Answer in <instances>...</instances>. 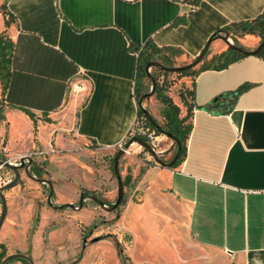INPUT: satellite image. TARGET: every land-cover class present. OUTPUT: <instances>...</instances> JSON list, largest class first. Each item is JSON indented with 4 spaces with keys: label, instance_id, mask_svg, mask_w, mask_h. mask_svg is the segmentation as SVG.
Here are the masks:
<instances>
[{
    "label": "crops",
    "instance_id": "crops-1",
    "mask_svg": "<svg viewBox=\"0 0 264 264\" xmlns=\"http://www.w3.org/2000/svg\"><path fill=\"white\" fill-rule=\"evenodd\" d=\"M6 10L0 32L14 47L0 109V154L14 157L35 145L66 146L72 137L99 148L124 145L139 114L136 48L151 41L180 51L176 61L191 60L225 27L259 17L264 0H8ZM239 41L253 51L261 36ZM227 47L214 39L206 60ZM194 88L193 128L177 166L159 164L137 142L128 148L131 176L145 186L134 189L143 205L129 208V224L137 239L136 226L150 237L160 235L159 223L187 230L206 254L199 264H264V56L202 70ZM174 143H165L161 154ZM3 226L0 254L8 238ZM177 239L184 241L182 233Z\"/></svg>",
    "mask_w": 264,
    "mask_h": 264
},
{
    "label": "rangeland",
    "instance_id": "rangeland-1",
    "mask_svg": "<svg viewBox=\"0 0 264 264\" xmlns=\"http://www.w3.org/2000/svg\"><path fill=\"white\" fill-rule=\"evenodd\" d=\"M1 3L2 0L0 13L5 18V8H2ZM9 25L10 22L6 24L5 19V26ZM225 33L221 35L231 36V42L235 43L232 34ZM7 35L9 36L8 33ZM193 59H174V66H183L191 63ZM153 71V67L148 69L149 73ZM170 79L174 82L171 95L180 102L178 92L183 83L191 85L192 78L173 73ZM147 84L149 92L153 85L150 76ZM142 96L139 101H144V108L161 120L162 104L155 95L144 100ZM139 131H142L141 127L136 128V134ZM167 137L166 141L157 138V151H161L165 143L171 142V138L168 135ZM120 148H99L72 137L63 147L53 145L44 149L35 145L22 153L32 155L33 165L36 163L41 167V178L47 182H38L22 171L20 181L5 191L8 205L3 226L8 234L5 240L6 254L25 253L33 258L35 264H180L182 261L183 264H199L198 259L206 260V254H202L195 247L188 231L179 230L176 226H164L159 223L157 228L160 235L153 237L144 233L143 226H136L138 239L135 237L132 230L134 226L129 224L128 210L134 203L140 202V206L143 205V195L135 193L134 189H143L145 186L144 183H139L138 178L131 176L135 164L127 155L128 150L118 161L121 177L123 181L126 180L123 184L122 201L115 209L108 208L112 207L119 197L113 156L116 157ZM51 149L55 151L52 152ZM41 151L45 153L41 154ZM174 151L175 148L168 154L159 153L158 157L169 162L174 156ZM4 171H8V168ZM128 177L132 178L133 184L127 181ZM51 187L54 191L52 204L48 200ZM82 196L84 200L80 206ZM98 200L104 204H100ZM65 203H71L75 207H58ZM157 204L155 213L161 219ZM1 211L0 198V214ZM143 214V210L139 211L141 217ZM162 221L166 223L165 220ZM181 233L183 242L177 239ZM162 245L166 247L168 257ZM12 264L30 262L15 259Z\"/></svg>",
    "mask_w": 264,
    "mask_h": 264
},
{
    "label": "trees",
    "instance_id": "trees-1",
    "mask_svg": "<svg viewBox=\"0 0 264 264\" xmlns=\"http://www.w3.org/2000/svg\"><path fill=\"white\" fill-rule=\"evenodd\" d=\"M8 0H2L1 6L5 8V16L8 15L6 10V2ZM9 21L6 19V24ZM226 33H231L235 45L240 46L239 38L246 34H258L261 36V41L264 39V12L257 18L240 23H234L224 28ZM218 34V33H217ZM14 47V42L6 33V31L0 32V109L3 104V94L6 90L10 73H11V55ZM136 51L138 53V64H137V97L140 98L142 95L147 93L149 80V72L147 65L151 61H159L165 66H174V56L180 54L178 50H170L168 48H160L153 44L151 41H147L144 45L137 47ZM209 50L203 56L200 61L199 66L183 69L178 72H172L164 70L162 67L154 66V71L151 73L156 80L155 86V98L162 104L160 109L161 120L156 121L162 128L159 131L147 118L144 113V108L139 104V114H138V128L141 127L142 131H139L134 136H138L144 141L148 142L147 133L153 132L156 136L166 135L168 133L175 135L181 141V151L180 155L171 167L177 166L186 156L187 152V142L190 136L191 130L193 128V111L196 107L195 104V88L194 79L195 77L205 69L216 68L222 69L227 67L232 62L239 60L240 58L248 55L243 51L236 50L231 46H228L221 53L213 56L210 60H206V56ZM259 56H264V46L256 54ZM195 59V58H194ZM194 59L192 61H194ZM191 61V62H192ZM186 65V64H185ZM176 73L181 76H188L192 78L191 85H186L183 83L181 89L178 92L179 101H176L171 95V88L174 82L170 79V75ZM243 87H239L237 92L241 91ZM221 97L213 104L217 106L219 104ZM140 102V101H139ZM24 112L29 115L33 120H35V114L31 111L24 110ZM140 130V129H139ZM129 141V140H127ZM174 155L178 150V143H174ZM174 157V156H173ZM173 157L169 160L171 161ZM115 156H113L114 162ZM163 160V159H162ZM166 162L165 160H163ZM41 167L38 164H34L32 167V173L41 177ZM129 182V180L127 179ZM126 180L123 181L125 184ZM6 256V252L0 254V261H2ZM19 260L27 261L24 258H17ZM15 259L7 261L6 264H12Z\"/></svg>",
    "mask_w": 264,
    "mask_h": 264
},
{
    "label": "water",
    "instance_id": "water-1",
    "mask_svg": "<svg viewBox=\"0 0 264 264\" xmlns=\"http://www.w3.org/2000/svg\"><path fill=\"white\" fill-rule=\"evenodd\" d=\"M217 38H221L223 41H225V43L228 46H231V47H233L236 50L243 51L244 53H247V54H257L264 46V39H263L261 41L260 45L255 50L247 51V50L243 49L242 47L237 46L234 43H232L231 40L228 38V36L214 34L207 41V43H206L205 47L203 48V50L201 51V53L191 63H188V64L183 65V66H172V67H169V66L163 65L159 61H151V62L148 63L147 68L149 69L150 67L157 66V67H162L164 70H168V71H172V72H178V71L183 70V69L193 68V67L197 66L200 63V61L202 60L203 56L208 51L211 42L214 39H217ZM149 76H150V78L152 80L153 85H152L151 90L149 92L145 93L142 96V100L148 98L149 96L154 95V93H155L156 80L152 76L151 73H149ZM144 113L147 116V118L150 120V122L159 131H162L161 126L156 121L155 117L151 114V112L149 110H147L146 108H144ZM166 135H168L174 142L178 143V150L175 153L173 159L171 161H169V162H164L160 157H158V153H156L153 150L152 146L148 142L144 141L143 139H141L138 136H134L132 139H130L124 145V147L120 148L119 152L117 153V155L115 157V169H114V172H115V174L117 176L118 183H119V197H118L116 203L112 207H108L110 210L115 209L122 201V198H123V195H124V186H123V179H122L121 174L119 172L118 161H119L120 156L125 151L128 150L129 146L133 142H138L141 145H143L144 147H146L148 150H150L153 153V155H155L156 161L159 164L166 165V166H172L173 164H175V162L177 161V159H178V157L180 155L181 141L173 134L168 133ZM26 158L28 159V162H27ZM0 164H3L5 167H7V168L11 169L12 171H14V178L10 182H8L5 185L0 187V198H1V202H2V211H1V214H0V230H1V228H2V226L4 224V222H5L7 213H8V205H7V199H6L5 191L7 189H10V188L14 187L20 181L21 175H22V171H24V173L27 176H29L30 178H32V179H34V180H36L38 182H43L44 183V182H47V180L44 179V178H41V177H37L35 174L32 173L31 166L33 164V158L31 156L22 157L20 159V163L19 164H14V163L8 161L6 158H4L0 154ZM53 192H54L53 188L51 187L50 194H49V199H48L50 204H52V200L51 199H52V196H53ZM83 200H84V196H82L80 206H82ZM98 202L100 204H104V202L101 201V200H98ZM58 207L62 208V207H75V206L73 204H71V203H65V204L59 205ZM17 258H24V259H27L30 262V264H35L34 260H33V258L31 256H29V255H27L25 253H22V252L12 253V254L6 256L2 261H0V264H6L7 261L12 260V259H17Z\"/></svg>",
    "mask_w": 264,
    "mask_h": 264
},
{
    "label": "built area",
    "instance_id": "built-area-1",
    "mask_svg": "<svg viewBox=\"0 0 264 264\" xmlns=\"http://www.w3.org/2000/svg\"><path fill=\"white\" fill-rule=\"evenodd\" d=\"M225 35H228L227 33H225ZM229 39H231V36H228ZM140 105L144 108V101H140ZM138 126V119H137V122L132 130V132L129 134V137L127 140H130L134 137V135L136 134V128ZM147 138H148V143L152 146L153 150L156 152V153H161V151H157L155 145H156V142H157V136L153 133V132H150V133H147ZM119 147H123V144H120ZM52 152H54L55 150L54 149H51ZM49 152V151H48ZM41 154L45 153V151H41L40 152ZM3 156V155H2ZM26 156H31V154H20V155H17V156H14V157H5L3 156L4 158H6L8 161L14 163V164H19L20 163V159L22 157H26ZM27 162H28V159L26 158ZM6 167L3 165V164H0V180L2 182V184H6L8 182H10L13 178H12V175H11V172L8 170V171H4ZM52 200V199H51Z\"/></svg>",
    "mask_w": 264,
    "mask_h": 264
},
{
    "label": "bare ground",
    "instance_id": "bare-ground-1",
    "mask_svg": "<svg viewBox=\"0 0 264 264\" xmlns=\"http://www.w3.org/2000/svg\"><path fill=\"white\" fill-rule=\"evenodd\" d=\"M231 40V39H230Z\"/></svg>",
    "mask_w": 264,
    "mask_h": 264
}]
</instances>
